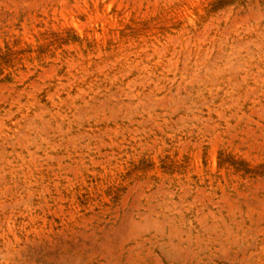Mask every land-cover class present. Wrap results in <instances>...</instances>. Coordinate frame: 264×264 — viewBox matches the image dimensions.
<instances>
[{
	"label": "rangeland",
	"instance_id": "rangeland-1",
	"mask_svg": "<svg viewBox=\"0 0 264 264\" xmlns=\"http://www.w3.org/2000/svg\"><path fill=\"white\" fill-rule=\"evenodd\" d=\"M0 264H264V0H0Z\"/></svg>",
	"mask_w": 264,
	"mask_h": 264
}]
</instances>
